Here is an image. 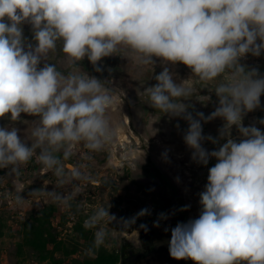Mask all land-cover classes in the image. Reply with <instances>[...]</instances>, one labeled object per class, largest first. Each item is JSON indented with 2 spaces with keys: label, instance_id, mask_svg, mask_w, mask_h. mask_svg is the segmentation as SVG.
<instances>
[{
  "label": "clouds",
  "instance_id": "obj_1",
  "mask_svg": "<svg viewBox=\"0 0 264 264\" xmlns=\"http://www.w3.org/2000/svg\"><path fill=\"white\" fill-rule=\"evenodd\" d=\"M24 22L34 29L35 48L25 44ZM61 39L67 75L55 64L38 67ZM262 51L264 0H0V117H39L28 129L31 146L16 128L0 127V169L11 166L9 175L19 177L21 166L35 155L58 186L73 190L61 194L41 189L32 195L70 207L79 183L92 178L82 166L66 170L63 162L73 155L74 145L83 143L90 152H99L115 142L119 126L109 113L121 103L101 81L80 72L77 62L87 57L95 65L117 52L140 67L152 65L153 56L180 62L196 80L176 83L165 67L142 95L159 112L188 121L183 139L194 161L207 165L214 157L217 162L199 194V217L172 229L170 255L195 264H264V133L242 124L243 114L260 105L264 77L239 63L246 54L259 56ZM220 76L223 80L217 81ZM195 82L216 84L219 106L208 117L197 113L199 119L193 118L180 102L194 94ZM216 117L226 122L221 136L235 125L243 139L229 138L209 152L202 142L217 141L202 135L201 120ZM25 202L20 193L14 197L16 206ZM147 213L143 209L137 215ZM115 219L108 208L99 207L84 220L86 230L95 229L87 255L105 244L109 233L102 224Z\"/></svg>",
  "mask_w": 264,
  "mask_h": 264
},
{
  "label": "rangeland",
  "instance_id": "obj_2",
  "mask_svg": "<svg viewBox=\"0 0 264 264\" xmlns=\"http://www.w3.org/2000/svg\"><path fill=\"white\" fill-rule=\"evenodd\" d=\"M239 63L246 71L256 70L258 76L264 77V51L259 56L248 53L240 58ZM221 80L223 76L217 78V81ZM200 85L209 89L202 90L204 94L201 97L207 99L200 101L204 106L205 101L211 102L204 115L208 117L219 106L216 84ZM108 89L116 93L121 101L119 107L109 113L119 126V134L112 145L99 152H90L83 143L73 146V155L63 162L65 169L82 166V171L92 179L87 183L77 182L79 193L70 202V207L58 204L43 194L32 195L41 189L61 194L73 190L71 185L58 186L57 178L43 169L35 155L21 166L19 177L9 175L11 166L0 169V264H53L55 260L61 261L60 264H73L77 260L96 259L102 254L120 256L122 244L126 239L135 237L140 224L145 223L153 213L165 214L162 209L164 192L172 196L178 207L180 205L187 222L199 217L202 209L199 194L205 190L208 170L215 165L216 159L210 158L207 165L192 159L193 150L183 139L189 127L183 116L173 119L163 116L153 124L143 119L142 128L134 112L130 110L126 114L124 111L126 103L130 101L127 91L115 84L113 89ZM38 120V116L21 113L13 121L11 114L7 113L0 117V127L8 130L16 128L21 140L31 146L28 129ZM262 120L264 94L256 109L243 114L242 124L245 127L255 126L264 133ZM225 123L221 117L201 120L202 135L211 136L217 141L213 143L205 139L202 146L207 151L218 150L229 138L237 142L243 139L235 125L228 135L221 136ZM141 154L142 158L138 160ZM152 165L158 178L151 175ZM160 182L163 186H156L155 183ZM19 193L26 200L22 206L14 204V197ZM99 207L108 208L109 214L116 219L110 224L107 221L102 224L109 236L105 244L95 250V255L89 256L86 250L92 247L95 229L86 230L83 223ZM47 208L52 210L48 216L50 226L47 224L46 227L59 242L60 249L54 252L53 258L41 261L39 252L26 244V237ZM143 209H147L148 213L138 216ZM133 219V223H124ZM49 247L53 249L52 244Z\"/></svg>",
  "mask_w": 264,
  "mask_h": 264
},
{
  "label": "crops",
  "instance_id": "obj_3",
  "mask_svg": "<svg viewBox=\"0 0 264 264\" xmlns=\"http://www.w3.org/2000/svg\"><path fill=\"white\" fill-rule=\"evenodd\" d=\"M20 27L22 29V36L25 44H31L32 47L35 48L37 41L35 40V32L32 25L28 22H24ZM25 50H28L27 47H25ZM152 59L154 61L152 65L140 67L124 54L117 52L110 56L102 57L95 65L85 57L77 62L76 67L80 72L101 81L106 88L113 89L114 84L124 88L130 97V101L126 103V109L124 111L126 114L130 110L134 112L135 116L139 119L140 126L144 128L142 123L143 119H147V121H150L152 124L156 123L160 118H163V116L173 119V116L161 113L153 108L146 97L142 95L146 88L154 86L157 83L155 79L156 75L167 67L170 73L173 74V79L176 83L197 79L192 70L180 62H166L162 58L155 56H153ZM65 62L66 55L63 53V41L61 39L56 42L55 50L49 52L47 58L42 59L38 67L42 68L45 63L50 65L55 64L58 70L67 75ZM206 85L209 86L214 84L210 83ZM202 90L207 91L209 89L201 86L199 82H195L194 94L187 98H181L180 101L189 109L188 113H191L193 118L196 119H199L197 113H203L204 115L207 113V107L211 103L210 101H205V106L200 103L201 94H204ZM125 118L126 120L128 119L127 115Z\"/></svg>",
  "mask_w": 264,
  "mask_h": 264
},
{
  "label": "flooded vegetation",
  "instance_id": "obj_4",
  "mask_svg": "<svg viewBox=\"0 0 264 264\" xmlns=\"http://www.w3.org/2000/svg\"><path fill=\"white\" fill-rule=\"evenodd\" d=\"M151 175L158 174L151 166ZM163 186L162 182L155 183ZM165 214L153 213L145 223L139 225L135 237L124 241L120 249L118 264H195L191 259H175L170 255L171 231L178 223H187L182 209L166 192L162 194ZM144 225L145 227H141Z\"/></svg>",
  "mask_w": 264,
  "mask_h": 264
},
{
  "label": "trees",
  "instance_id": "obj_5",
  "mask_svg": "<svg viewBox=\"0 0 264 264\" xmlns=\"http://www.w3.org/2000/svg\"><path fill=\"white\" fill-rule=\"evenodd\" d=\"M52 209H44L41 217L37 219V224L33 225L27 233L26 244L39 252V259L45 261L53 258L54 252L60 249L59 242L49 231L50 226L49 212ZM55 213V211H54ZM51 215V214H50ZM53 249H50V245ZM120 256L115 254H102L92 260H77L73 264H118ZM61 261L55 260L53 264H60Z\"/></svg>",
  "mask_w": 264,
  "mask_h": 264
}]
</instances>
